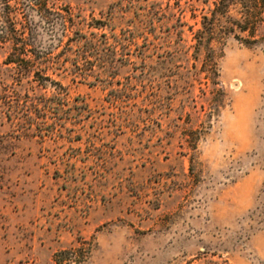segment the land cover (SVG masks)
Listing matches in <instances>:
<instances>
[{
  "label": "rangeland",
  "instance_id": "obj_1",
  "mask_svg": "<svg viewBox=\"0 0 264 264\" xmlns=\"http://www.w3.org/2000/svg\"><path fill=\"white\" fill-rule=\"evenodd\" d=\"M214 1L58 0L0 44V264H264V22L210 52Z\"/></svg>",
  "mask_w": 264,
  "mask_h": 264
},
{
  "label": "trees",
  "instance_id": "obj_2",
  "mask_svg": "<svg viewBox=\"0 0 264 264\" xmlns=\"http://www.w3.org/2000/svg\"><path fill=\"white\" fill-rule=\"evenodd\" d=\"M58 0H0V44L9 46L8 64L24 62L21 55L27 52L28 42L34 40L35 27L32 25L29 13L38 14L43 21L50 22L54 18L50 9L57 7ZM181 1V0H177ZM212 9L207 15L202 16L201 28L195 32L194 39L197 46L204 45L210 52H214L210 46L215 34L221 39L232 35L245 46H252L258 42L256 33L264 22V0H215ZM235 13V17L230 12ZM68 16L57 14L61 29L59 43L67 37L70 26V14ZM55 16V15H54ZM75 33V32H74ZM79 33V32H76ZM41 70L35 73L39 76ZM50 84L61 87L58 82L45 77ZM39 83L42 84V81ZM43 85V84H42ZM80 250H64L54 256V263L72 261L79 262Z\"/></svg>",
  "mask_w": 264,
  "mask_h": 264
}]
</instances>
